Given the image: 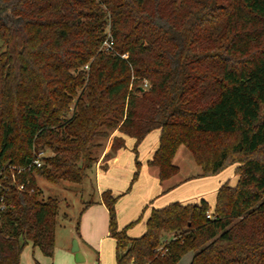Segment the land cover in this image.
<instances>
[{
    "label": "trees",
    "instance_id": "obj_1",
    "mask_svg": "<svg viewBox=\"0 0 264 264\" xmlns=\"http://www.w3.org/2000/svg\"><path fill=\"white\" fill-rule=\"evenodd\" d=\"M156 131L161 184L183 148L199 168L162 195L230 167L238 181L212 207H152L131 237L143 216L121 228L117 204ZM127 138L130 187L101 195L117 264H264V0H0V264H22L29 244L55 254L61 201L41 199L37 176L80 185Z\"/></svg>",
    "mask_w": 264,
    "mask_h": 264
},
{
    "label": "rangeland",
    "instance_id": "obj_2",
    "mask_svg": "<svg viewBox=\"0 0 264 264\" xmlns=\"http://www.w3.org/2000/svg\"><path fill=\"white\" fill-rule=\"evenodd\" d=\"M153 135V134H151ZM149 137H152V136ZM157 135V134H155ZM148 137V139H149ZM151 139V138H150ZM129 143L126 146L128 151L130 152V143L131 140H128ZM146 142L145 145H147ZM109 143V142H108ZM108 145V144H107ZM146 147V146H145ZM140 151V149H139ZM131 153V152H130ZM51 154L50 151H45V155L49 156ZM145 152L144 148H142V152H140V160L144 157ZM103 154L100 156V160L103 158ZM99 160V162H100ZM105 161V160H104ZM103 161V162H104ZM177 164L181 167V173L176 176L173 180L169 181L168 183L164 184H155L153 179H150L146 175L142 176L140 179V186L138 188V191L136 190V183L132 189L128 192L124 199L126 200H120V202L117 204V216H118V223L120 226V223H125L127 220H130V218L133 216L134 209L136 208V205L139 204L140 199H143L147 194L151 195L154 194V190H161L163 192V189L167 187L169 184H173V182H178L180 180H183L185 177H188L192 174H196L199 171V168L196 166L192 156L190 153L183 148L179 155L176 157ZM234 167L228 168L225 171H223L219 177H217L218 182L222 181H229L231 185H235L238 181V177L234 173ZM141 175V173H140ZM140 177V176H139ZM133 178V177H132ZM131 178V181H132ZM149 178V180H148ZM216 178V177H214ZM214 178H206L201 180H195L191 181L189 186L195 187L196 189H201V194L196 195V197H191L189 199V202L199 201V197H205V199L209 202L210 206H214L215 200H216V192L213 190H210L209 187H206V183L210 182L211 179ZM131 181H128V187H130ZM120 181L118 185L119 187L123 186L124 182ZM37 184L41 191V199L47 200L48 198H57L61 201V205L59 208V226L57 229V235H56V248H55V254L52 258L45 257L48 261V264H117L116 258H115V250H116V244L114 239L108 238V235L104 239L103 247L102 249H98L97 241H98V234L95 236H92L91 238L87 237L89 239L88 245H90L91 248L87 251V260L86 261H78L77 254L72 251L73 242L77 239L76 234L77 233V224L80 220V228L82 224L83 215L86 211L82 212L84 207L91 203L92 201L98 202L99 201V187L95 179L94 171H89L87 174V177L85 178L84 182L82 184H73L69 182H65L61 185H56L45 178L38 177L37 176ZM158 187V188H157ZM210 190V191H209ZM116 191V190H115ZM126 191H124L125 193ZM115 193V192H114ZM128 197H131L127 199ZM186 200V199H184ZM123 201L127 204V207L123 206ZM156 204V203H155ZM145 207H142V209L139 211V213L132 219L131 222L125 223L127 225L137 221L140 216H143L142 220L136 224H134L130 229L133 230L134 234H138L142 232L144 228H146V220L149 214L150 209H146ZM120 212H118L119 210ZM120 214V215H119ZM89 228L85 232L89 233L92 231V225L89 223ZM96 233V232H95ZM130 234V233H129ZM75 236V237H73ZM80 236V235H77ZM137 236V235H134ZM83 242V241H82ZM85 243V242H84ZM83 245H86L84 244ZM70 246L69 250H66V246ZM38 250V249H37ZM32 249L26 250L23 264H35L36 260L32 255ZM39 251V250H38ZM68 256V258H67ZM192 260V255L188 254L179 262V264H190Z\"/></svg>",
    "mask_w": 264,
    "mask_h": 264
},
{
    "label": "crops",
    "instance_id": "obj_3",
    "mask_svg": "<svg viewBox=\"0 0 264 264\" xmlns=\"http://www.w3.org/2000/svg\"><path fill=\"white\" fill-rule=\"evenodd\" d=\"M151 134H153V135H151ZM151 134L150 135L152 137H149L150 135H148L147 138L144 140V142L139 147V149H140L139 159H140V152H142V148H144V152H145L144 157L140 160L142 168H141V175L139 178H142V176L146 175L150 179H153L155 184H157V183L159 184L160 180L158 178L157 170L151 169L148 166V161H150L153 158V155L159 146L160 134L158 131L153 132ZM155 134H157V135H155ZM148 137H149V139H148ZM129 139L131 140V143H130V147H131L130 152L131 153L128 151V149H126L127 148V146H126V148L121 149L118 152V154L115 155V157L111 158L110 160H105V159H103L104 155L111 150V146H112V139H110L108 141L109 143H107L108 145L106 146L105 151L103 153V156H102L103 158L101 160L99 159L100 162L98 161V163L96 164V166L93 170L94 174H95L96 182H97L98 187H99V201L98 202L92 201V203L89 204L88 208L86 209L85 214L83 215L82 224H81V228H80V234H76L78 245H79V251H80V255L77 257V259H78L77 262L87 260V256H88L87 251L89 250V248H91L90 245H88L89 239L87 237L91 238L92 233H93L94 238L98 234V241H97L98 249H102L104 239L107 235H108V238H111L109 236V212H108L107 207L105 206V204H103V202L101 200V195L106 190H111L114 195H121L124 193V191L127 190V187H128L127 183H128V181H131V178L133 177V175L136 171L135 154L132 152V148L134 146L135 140L132 138H127L126 139L127 144L129 143V141H128ZM148 140H150L149 143H147V145H145L146 142H148ZM219 176H220V174L217 176H213V177H207V178H214V177H216V178L211 179L210 182L206 183L207 184L206 187H209L210 190H213L214 192H216V195H217V191H218L219 187L223 183L222 179L220 182H218L217 177H219ZM149 178H148V180H149ZM201 179H206V178L194 179V180H190L188 182H185L183 184H180L178 187H176L175 189H173L172 191H170L164 195H162L160 188H159V190H154V192H155L154 194H151V195L147 194L143 199H140L139 204L136 205V208L134 209L133 216L130 218V220H127L125 223L131 222L132 219L139 213V211L144 206H149V209L151 210L152 207L161 208V207H164V206H166L170 203H173V202L189 203V199L191 197H196V195L199 196L198 194H201V192H202L201 189L198 190L195 187L189 186V184L191 183V181L201 180ZM120 181L124 182L123 186H121V187H119L120 185H118ZM140 182H141V180L139 179L135 185V187H136L135 192L138 191V188L140 186ZM160 184H161V182H160ZM127 194H125V195H127ZM127 196H129V195H127ZM125 197L126 196L123 195L120 198L121 202H122V200H126V199H124ZM129 198H131V197H128L127 199H129ZM184 199H186V200H184ZM202 199H205V197H199V201H201ZM120 200H119V202H120ZM193 202H196V201H193ZM123 206L127 207V204L125 203V201H123ZM118 212H120V210ZM149 214H150V211H149ZM149 214H148V217H149ZM148 217H147V219H148ZM89 223H91V225H92V231L89 233L88 232L86 233L85 231L88 230V228L90 226ZM125 223H120V227L121 228L125 227V225H126ZM133 230L128 231V233H130L129 235L131 237H139V236L144 234V232L146 231V228H144L142 230V232H140L138 234H134ZM77 235H80V236H77ZM134 235H137V236H134ZM73 237H75V236H73ZM83 243L86 245H83ZM115 244H116V242H115ZM69 248H70V246H68V245L65 247L66 250H69ZM27 249L28 250L32 249V251H31L32 255L36 260L35 264H48V261H46L47 259L40 252L39 249H38L39 251L37 249H33V246L31 244L27 245V247L25 248V251ZM25 251L22 255V264H23ZM67 258H68V256H67ZM115 258H116V250H115Z\"/></svg>",
    "mask_w": 264,
    "mask_h": 264
},
{
    "label": "built area",
    "instance_id": "obj_4",
    "mask_svg": "<svg viewBox=\"0 0 264 264\" xmlns=\"http://www.w3.org/2000/svg\"><path fill=\"white\" fill-rule=\"evenodd\" d=\"M108 48H110L109 45H107ZM145 87H148V83H145ZM45 153L41 152L40 154H38L36 156V158L33 160V162L29 165L28 169L30 170L32 168L33 165H36L37 167H41L43 164V157H45ZM19 190H24V185H19L18 186ZM33 191V190H32ZM210 217V216H209ZM134 264V263H131Z\"/></svg>",
    "mask_w": 264,
    "mask_h": 264
},
{
    "label": "water",
    "instance_id": "obj_5",
    "mask_svg": "<svg viewBox=\"0 0 264 264\" xmlns=\"http://www.w3.org/2000/svg\"><path fill=\"white\" fill-rule=\"evenodd\" d=\"M72 251H73L74 253H76V254H77V256H79V255H80V251H79V245H78V241H77V239H76V240H74V242H73Z\"/></svg>",
    "mask_w": 264,
    "mask_h": 264
}]
</instances>
